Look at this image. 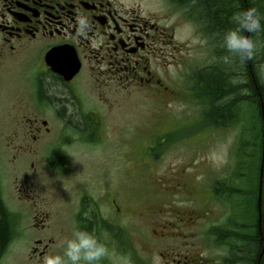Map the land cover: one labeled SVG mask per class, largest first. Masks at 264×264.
I'll use <instances>...</instances> for the list:
<instances>
[{
  "label": "flooded vegetation",
  "instance_id": "1",
  "mask_svg": "<svg viewBox=\"0 0 264 264\" xmlns=\"http://www.w3.org/2000/svg\"><path fill=\"white\" fill-rule=\"evenodd\" d=\"M198 17L199 0H0V73L16 81L6 97L17 104L12 106L16 123L12 133L19 140L12 149L26 168L16 184L17 198L28 203L23 216L32 215V225L38 229L50 226L46 223L52 212L31 205L36 187L56 173L74 175L77 168L84 173L81 167H88L68 204L63 195L69 206L64 207L70 221L67 229L55 222V233L44 236L45 241L35 240L31 259L41 258L55 235H71L70 226L71 231L75 227L94 231L110 252L119 245L120 233L127 234L122 241L133 248L135 228L146 232L160 227L161 238H173L177 225L192 228L218 216L210 207L177 205L178 197H186L191 205L200 202L198 191L178 166L161 174V183L155 185L171 198L167 206L152 204L150 187L148 195L132 203L124 186L136 168L127 159L133 153L134 132L166 136L178 130L183 117L170 111L169 104L187 96L203 103V114L214 118L205 110L212 97L204 92V75L215 66V43L201 31ZM81 19L86 21L83 28ZM184 22L193 27L192 36H198L202 49L189 48L188 42L177 38ZM151 102L152 122L159 124L147 128L149 118L136 121L135 109ZM155 149L150 144L148 156ZM154 163L138 166L148 173L146 181L153 178ZM230 172L229 161L218 175ZM213 186L214 181L211 196L224 210L225 224H230L235 208L219 201ZM209 212L214 216L207 218ZM168 214L175 223L156 221ZM177 254L181 258L165 263L200 264L194 250ZM102 264H110L109 257Z\"/></svg>",
  "mask_w": 264,
  "mask_h": 264
},
{
  "label": "rangeland",
  "instance_id": "2",
  "mask_svg": "<svg viewBox=\"0 0 264 264\" xmlns=\"http://www.w3.org/2000/svg\"><path fill=\"white\" fill-rule=\"evenodd\" d=\"M192 29L193 27L189 23H182L178 29L177 38L188 42L189 48L202 49L198 36H192ZM234 70L238 72L237 67ZM261 71H264V62L261 64ZM15 85L14 77L0 73V186L3 205L10 212L12 227V238L9 245L0 253V264H43V259L46 255L62 253L60 241L64 236L58 237L55 235V242L48 246L46 253L41 258L34 256L36 258L31 259L32 249L36 246L35 240L45 241L46 238L44 236H51V234L55 233L57 225L62 226L64 230L67 229L70 221L67 218L69 215L64 210V207H69L67 204L73 198V187L76 183L84 181L87 177L86 171L88 167H81L82 170H86L84 173H78L77 168L74 175L56 173L49 177L46 184L43 182L41 187L39 185L36 187V199L31 202V205L36 209L44 208L50 213L52 212L50 215L51 220L46 223L50 226L38 229L32 225L34 222L32 215L31 217L23 216V211L28 207V203L17 198L16 184L21 181L18 176L24 177L26 175V168L17 158L14 149H12V146L19 140L18 136L12 133L16 126L15 121L12 119V115H14L12 106L17 104L15 100H10L6 97L8 91L10 90L11 92L12 87ZM187 98V96H184L182 101L168 105L170 111L179 112L177 116L183 117L177 127V131L166 136L156 135L154 132L141 129H137L134 132L131 140L133 153L127 159L135 163L136 168L125 179L124 186L130 194V202L132 203H136L148 195L150 187L151 195L148 196L151 197L152 204L160 205L165 203L167 206V202L171 198L165 193L161 194V191L159 192L156 186H159L162 181L161 174L167 175L175 171L178 166L190 179L192 186L198 191L200 202L199 204H193V206L186 197L184 199L178 197L177 205L189 209L191 207H196L197 209L210 207L214 209L218 216L214 217L213 221H208L209 223L201 221L199 226L192 228L177 225L174 230L175 237L173 238H161L160 227H152L151 231L146 230V232L135 228L131 232L132 239L134 238L135 241L133 248L128 247L124 240L122 241V238H126L127 234L125 236V233H120L119 245L117 247L114 245V251H110L107 256L110 264H166V260L172 257L181 258L177 253L189 254L192 250L199 255L200 264H226L227 258L232 257L231 254H234L233 246L236 249L238 242L231 240L233 235L230 236L231 238L227 242L221 238L222 230H219V228L225 225V212L218 205V202H214L215 199L211 196L210 189L213 177L216 176L218 178V172L222 167L224 168L229 161L231 162V159L233 160L235 145L239 136L238 126L243 123L247 126V129L249 128V132L247 134L244 133L243 136L244 140L248 141L252 119L247 115V117H244V121L237 125L213 126L209 122L210 119L203 114L205 105L200 103V101L193 102L191 98H188L189 100ZM152 109H154L152 102L137 104L135 109L136 121L145 120L148 117L149 120H146L145 127L153 128L158 126L157 123L159 124V122L156 125L152 122V119H154L153 115H150ZM202 117H205V119ZM154 122L156 121L154 120ZM154 142H157V149L153 151L152 157H150L147 154V148ZM247 151H249L248 146L244 148V154ZM13 154H16V158L13 157ZM242 158L244 159L245 156ZM77 160L79 163L82 162L78 158ZM152 160L155 162L152 168L154 175L152 179L146 181L148 173L139 169L138 166ZM248 165L250 168L254 166L250 162ZM93 169L96 171L97 168ZM52 190L53 193L51 194ZM206 190L209 191V194ZM63 195H66L67 204H65ZM42 197L45 198L42 199ZM209 202L210 204H208ZM54 215L59 220L54 218ZM205 215L207 218L213 217L214 213L209 212ZM164 219L158 217L156 221H161V223L172 221L175 223L171 214L166 215ZM55 222H60V224L56 225ZM212 227H217V229L213 230V233L209 232ZM224 229H226V226H224ZM68 230L72 232L71 226ZM244 231V234H247L245 227ZM64 233L66 231L62 235ZM126 259H131V263Z\"/></svg>",
  "mask_w": 264,
  "mask_h": 264
},
{
  "label": "trees",
  "instance_id": "3",
  "mask_svg": "<svg viewBox=\"0 0 264 264\" xmlns=\"http://www.w3.org/2000/svg\"><path fill=\"white\" fill-rule=\"evenodd\" d=\"M248 8H256L264 14V0H199V27L214 40L217 56L215 66L204 75V92L212 97L205 110L214 115L209 122L214 126L226 127L243 122L247 115L252 119L248 141L243 136L249 132V128L243 123L238 126L239 136L231 159V172L225 175L222 173L218 178L213 177L216 197L225 205L235 208L231 224H225L227 230L221 231V238L225 242L232 235L231 240L238 242L236 249L233 246L234 254L227 258L226 264H264V165L261 217L258 222V188L264 146V71H261L264 62V31L250 34L257 45L252 58L233 59L230 64L223 63L221 59L227 54L221 44L224 32L233 27L231 16L234 12ZM236 67L238 72L234 70ZM246 146L249 151L245 155ZM249 162L254 165L252 168ZM244 227L247 234L243 236ZM215 229L217 227H212L209 232L213 233ZM11 238L10 212L3 205L0 188V253L9 245Z\"/></svg>",
  "mask_w": 264,
  "mask_h": 264
},
{
  "label": "clouds",
  "instance_id": "4",
  "mask_svg": "<svg viewBox=\"0 0 264 264\" xmlns=\"http://www.w3.org/2000/svg\"><path fill=\"white\" fill-rule=\"evenodd\" d=\"M233 27L224 32L221 46L226 55L221 59L230 64L233 59L247 60L252 58L256 50V42L250 34L264 31V14L256 8H248L234 12L230 18ZM83 28L84 19L79 21ZM62 253L48 254L43 264H102L109 255L107 244L94 232L75 227L71 235L60 241Z\"/></svg>",
  "mask_w": 264,
  "mask_h": 264
},
{
  "label": "water",
  "instance_id": "5",
  "mask_svg": "<svg viewBox=\"0 0 264 264\" xmlns=\"http://www.w3.org/2000/svg\"><path fill=\"white\" fill-rule=\"evenodd\" d=\"M263 165H264V146L261 160V170H260V180H259V188H258V222L260 223L261 217V198H262V176H263Z\"/></svg>",
  "mask_w": 264,
  "mask_h": 264
}]
</instances>
